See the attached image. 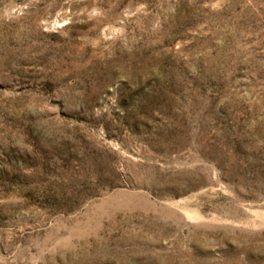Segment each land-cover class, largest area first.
<instances>
[{
    "label": "rangeland",
    "instance_id": "obj_1",
    "mask_svg": "<svg viewBox=\"0 0 264 264\" xmlns=\"http://www.w3.org/2000/svg\"><path fill=\"white\" fill-rule=\"evenodd\" d=\"M0 264H264V0H0Z\"/></svg>",
    "mask_w": 264,
    "mask_h": 264
}]
</instances>
